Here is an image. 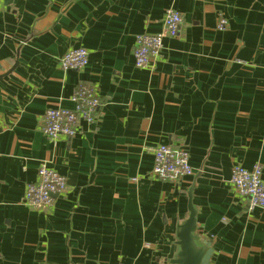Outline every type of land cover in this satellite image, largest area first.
<instances>
[{
  "label": "crops",
  "instance_id": "crops-1",
  "mask_svg": "<svg viewBox=\"0 0 264 264\" xmlns=\"http://www.w3.org/2000/svg\"><path fill=\"white\" fill-rule=\"evenodd\" d=\"M169 8L178 35L137 67L136 35L163 31ZM76 47L88 65L63 69ZM85 84L97 121L50 140L44 113ZM159 144L186 149L195 173L155 179ZM43 161L69 184L49 212L24 202ZM257 163L264 177V0L0 1V264H173L191 190L209 264H264V208L230 182Z\"/></svg>",
  "mask_w": 264,
  "mask_h": 264
},
{
  "label": "built area",
  "instance_id": "built-area-1",
  "mask_svg": "<svg viewBox=\"0 0 264 264\" xmlns=\"http://www.w3.org/2000/svg\"><path fill=\"white\" fill-rule=\"evenodd\" d=\"M1 1V0H0ZM183 15L174 8L167 9L164 17V29L161 32H144L136 35L134 46L135 64L139 68L154 67L163 58L165 37L178 35ZM219 29H226L228 21L220 17ZM89 63V51L85 47H76L63 55L60 64L65 70H81ZM73 108L63 106L49 107L44 113L41 128L50 140L74 137L79 132L80 121L90 124L97 121L102 101L91 85H80L72 95ZM154 156L152 175L162 181L179 182L195 173L190 163V154L184 148H175L169 144H159L149 148ZM230 182L239 196L247 198L250 208H264V177L260 163L252 168L235 164ZM69 190L65 176L43 161L38 170L36 181L27 184L24 194L25 204L33 210L49 212L55 201V195ZM118 264H124L119 262Z\"/></svg>",
  "mask_w": 264,
  "mask_h": 264
},
{
  "label": "water",
  "instance_id": "water-1",
  "mask_svg": "<svg viewBox=\"0 0 264 264\" xmlns=\"http://www.w3.org/2000/svg\"><path fill=\"white\" fill-rule=\"evenodd\" d=\"M189 216L178 224L176 237L178 252L173 264H209L213 253L211 244L198 233L197 208L193 203V191L189 192Z\"/></svg>",
  "mask_w": 264,
  "mask_h": 264
}]
</instances>
